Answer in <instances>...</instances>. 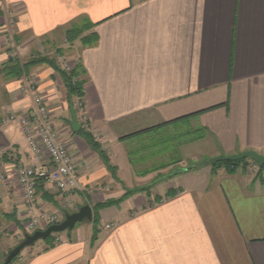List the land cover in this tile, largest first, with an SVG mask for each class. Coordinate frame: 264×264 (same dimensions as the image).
<instances>
[{"label": "crops", "instance_id": "1", "mask_svg": "<svg viewBox=\"0 0 264 264\" xmlns=\"http://www.w3.org/2000/svg\"><path fill=\"white\" fill-rule=\"evenodd\" d=\"M10 15L20 58L56 45L58 53H75L89 109L87 131L78 115L81 129L99 134L115 171L81 129L72 130L69 90L58 74L46 64L31 66L28 76L39 78L52 120L72 144L81 183L70 194L40 183L36 212H59L60 200L76 194L92 195L94 204L123 195L126 186L153 185L100 210L98 224L82 221L59 233V243L56 235L40 239L22 254V264H264V177L211 166L218 156L264 155V0H0V264L20 242L26 215L11 154L28 166L48 161L45 153L34 154L18 120L6 118L33 102L19 91L28 76L9 81L1 72L11 55ZM73 28L82 34L69 41ZM175 124L199 133L179 144L172 163L188 164L187 146L197 161L209 160L158 184L163 179L151 165L166 154L138 149L144 157L135 166L129 151L136 139Z\"/></svg>", "mask_w": 264, "mask_h": 264}, {"label": "rangeland", "instance_id": "2", "mask_svg": "<svg viewBox=\"0 0 264 264\" xmlns=\"http://www.w3.org/2000/svg\"><path fill=\"white\" fill-rule=\"evenodd\" d=\"M9 19L10 18H8V20H7V26L5 28V33L8 34L7 44L6 45H8V49H9L8 52L11 54L10 57H9V59L12 58L15 61H18L20 64L26 65V63H28L32 58H39V57L40 58L47 57V58H50V59L52 58L55 61V64L53 66L50 65L47 62L46 63L45 62H43V63L41 62V63H38V64H40V65L46 64L49 67H51L53 69V72L56 73V76L58 74L57 77L62 80L63 86L66 87L64 78L62 76V72L63 71L64 72H71L75 67H77L78 61H77V58L75 57V53L67 52V51L63 53L62 51H60V53H61L60 54L55 49L57 47V45H56V47L53 50H51V51H47V50H44V51H41V52L40 51H37V52H34L31 55H28L27 57L25 56L23 58L22 57L20 58V48L19 47L21 46L20 45L21 42L18 40L17 35H16L18 29H17L16 32L15 31H13V32L10 31V27H9V24H8L9 23ZM38 64H33L32 66H35V65H38ZM55 65H57L58 68H57V66L54 67ZM23 76H28L27 71H24V74L21 77H23ZM56 76L55 75H52V78L53 77L56 78ZM21 77H19V78H8V80L9 81L19 80V79H21ZM26 79H25V81L23 80L19 84V86H20V88H19L20 93H22V94L24 93L26 95L28 94V96H30V97L34 96V94L40 95V97L42 98V100L47 105V115L49 116V119H50L51 123L54 125V128H56L58 130V132L60 133V136L62 137V140L66 142L67 146L71 150V146H72L71 142L68 141V140H66L65 138H63V136H64V134L62 133L63 131H61V129H59V128L56 127L54 121L52 120V109L49 106L48 102L46 101L47 100L46 99V96H44V94L41 93L39 91V89H38V87H39L38 86V79L39 78H37V76L29 75L28 78H26ZM31 82H33L32 84H34L36 86V88H34L32 86ZM66 89H67V87H66ZM83 96L82 97H79V96L77 97L78 101L76 103V111H77L78 115L80 116V118L82 119V122L84 123V125L85 124L87 125L88 124L87 121H89L88 120L89 119V109L86 107V103H85V100H83ZM0 97H2V91H0ZM32 107L33 108L35 107L34 102H32L31 107L29 109L25 110V112L26 111H30V109ZM13 113L16 116H18L15 112H12L11 114H13ZM11 114L9 113L8 115H11ZM88 128L89 127L85 128V130L87 131ZM179 131H183L182 134H181L180 140H175V139H171L170 138V135L168 133H173L174 136L178 138L177 132H179ZM192 131H193V129L190 128V127H188V126L186 127V126H184L182 124H175V125L171 126V129L170 130H165V131L159 133V136H157L156 138H152V137H149V138L148 137H142V138L136 139L135 144H136V149H139L138 152H141L142 149H143V151L145 153H146V150H148V151H152V153H154V152H160L163 155L166 154V156H164V158L162 156L155 157V158H157L158 163L156 165H151V167L156 168L158 170V172L156 174V179L157 178H159L158 180L163 179L162 181H158L156 183L159 184L161 182H165V181H167L169 179L175 178V176L180 173V171H177L178 169H181V168L184 169V167H187V166H195L196 167V166H199V165H201L203 163H208V160L209 159H208L207 155H203L201 157L202 159L197 161V159H196L197 152L195 151V149H192V147H190V146H187V149L185 150V152H187L188 155L190 156L189 157L190 159L188 160V164L186 163V164H182V165H177V163H172L174 161V158H176V152L179 151L178 150L180 148V145L179 144L181 142H184L185 140H186L185 141V144H190V143H192V141H194V139H191V138L196 134V132L194 133ZM97 136H99V134L97 132L95 133V135L93 134V138L96 141H98V143H100V140H97L96 139ZM154 142L156 144H155V146H152V145H154ZM100 144H101V147L104 148L103 145H102V143H100ZM104 150H106V149L104 148ZM146 158H147V156H146ZM246 159H249V164L240 165L234 171H230L231 169L227 165H220V166H214L213 167V164L215 162L214 163L212 162L211 166H212V169L214 171L215 170H219L221 168H225V170H227L229 172H232V173L235 172V171H238L240 169H244L246 172H249L253 176H257V177L263 178L264 177V171H262L261 167L258 166L260 164L257 163V162H255V161H253L250 158H246ZM161 160H166V161L160 162ZM256 164H258V165H256ZM147 166H150V164L149 165L147 164ZM152 170H150V172ZM141 174H143V173H141ZM164 178L166 180H164ZM155 180L153 181V183L155 182ZM138 184L139 183L135 184L134 187H127L126 186L125 193L123 195H120L118 197H109V198H106L105 200L99 201L97 203L106 202L108 200H120V202H118L117 204H113V205H120L122 202H125L128 198H130L133 194H136V193H139V192H143L145 189H147L149 192H151V189H152V186H153L152 183L148 187H147L146 184H145L146 185L145 187L143 185L140 186ZM21 190H22V187H21ZM128 191L130 193L129 196L126 195V193ZM58 192H60V191H58ZM94 192L96 193L97 191H94ZM70 193H68V194H70ZM22 195H23V191H22ZM91 196L92 195H88V197H83L82 198V197H80L79 195L76 194L74 198H71L69 200L67 198L64 199V200L63 199L60 200L59 212H56L55 213V212L41 211V212L38 213L35 210V213H36L35 216H43V214H45V215H51V216L54 217V220H55L54 222H58L59 223V222H61L62 220L65 219V216H66L67 213H72L74 211H77L82 206H84L86 204L91 203L92 204V207L94 208V206L97 203H94V204L92 203ZM161 198H162V196H161ZM113 205H111V206H113ZM111 206H109V207H111ZM106 208H108V207H106ZM36 209H37V207H36ZM94 214H95V211H94ZM32 217L33 216H31V215H23L22 217H20V222H21V228L22 229H21V232L17 235V240L18 241L22 242L24 240L25 234H30L29 231H27L26 225H27V223L29 221H31V218ZM99 218H100V216H99ZM84 221H89V220H84ZM61 233H67V232L64 231V232H60V234ZM54 235L59 236V233H53L49 238H52ZM30 247L31 246L25 248L17 256V258L12 261L11 264H22L23 261H24V256H22V254L23 253H26L27 252V249H29ZM23 255H25V254H23Z\"/></svg>", "mask_w": 264, "mask_h": 264}, {"label": "built area", "instance_id": "3", "mask_svg": "<svg viewBox=\"0 0 264 264\" xmlns=\"http://www.w3.org/2000/svg\"><path fill=\"white\" fill-rule=\"evenodd\" d=\"M9 18L8 24L10 31L13 32L15 31L16 18L14 15H10ZM32 86L36 88L34 84ZM32 100L35 107H32L30 111L17 114L18 116L13 113L6 117L7 121L18 120L34 154L42 155L45 153L44 156H47L48 159L46 165L28 166L18 162L14 152L11 154V160L16 162L13 167L16 169L18 181L22 187L26 215L33 216L26 225L30 234L58 223L54 222V217L51 215L35 216L37 207L36 193L40 183H50L57 191L62 193L73 192L80 189L81 185L78 176V161L74 158L72 150L69 149L66 142L62 140L58 130L51 123L47 115L46 103L38 94H34ZM2 162L3 153L0 152V164ZM258 166L264 171V166ZM112 226V224H108L107 228ZM54 241V243H59L61 241L60 236H56Z\"/></svg>", "mask_w": 264, "mask_h": 264}, {"label": "trees", "instance_id": "4", "mask_svg": "<svg viewBox=\"0 0 264 264\" xmlns=\"http://www.w3.org/2000/svg\"><path fill=\"white\" fill-rule=\"evenodd\" d=\"M82 34V30L79 28H73L67 31V38L69 41H74L77 38L80 37V35ZM43 63V62H47L50 65H54L55 61L51 58H32L28 63H26V65H22L20 64L18 61H15L14 59L10 58L2 67L1 72L4 75V77L8 78H19L24 74V71L28 70V68L30 66H32L33 64H38V63ZM57 65H55L54 67H56ZM58 68V66H57ZM62 76L64 78L65 84L67 89L72 93L73 97H82L84 95V81L81 79L82 77V70L80 65L78 64L77 67H75L71 72H62ZM187 127V125H186ZM189 127V126H188ZM155 128V127H154ZM154 128H150V129H145L139 133H134L131 135H127V138H131L136 136L137 134H143L146 132H149L151 130H154ZM79 132L84 133L86 136V139L88 140V142L90 143V145L92 146L93 149H95L96 151H98V153L103 157V159L108 163V166L110 167L111 171L114 173V167L112 166V164L109 162V158L105 152V150L101 147V144L98 143V141H96L93 136L89 133H87L86 131H84L83 129H81ZM189 132V131H188ZM191 132V131H190ZM192 132H196L197 134L199 133V130L197 131H192ZM173 134V133H172ZM174 135V134H173ZM172 135V136H173ZM178 135V139H180L181 134H179L177 132ZM172 136H170V138L172 139ZM203 134H200V137H203ZM125 137V138H126ZM152 138H156V134H153L150 136ZM149 138V137H148ZM177 137H175V140ZM155 142L154 145L155 146ZM135 149V150H134ZM132 148V150L129 151L130 154V159L132 161V163L136 166L138 163H140L143 159L144 156H139V154L137 153L136 148ZM157 153V152H155ZM214 163V162H213ZM249 164V159H242V160H238V161H215V163L213 164L214 166H220V165H227L228 167H230V171H234L235 169H237L240 165H246ZM127 196L130 195L129 191L126 193ZM118 202H120V200H108L106 202H100L97 203L94 206V222H96L97 224L100 221L99 218V211L109 207L113 204H117ZM50 237V236H49ZM48 237V238H49ZM17 258V256L14 258V260ZM12 263V262H11ZM10 263V264H11Z\"/></svg>", "mask_w": 264, "mask_h": 264}, {"label": "water", "instance_id": "5", "mask_svg": "<svg viewBox=\"0 0 264 264\" xmlns=\"http://www.w3.org/2000/svg\"><path fill=\"white\" fill-rule=\"evenodd\" d=\"M69 110L72 116L71 127L72 130L78 132L81 129V124L79 122L78 113L75 108L72 93L69 91ZM250 158L253 161L264 166V155H261L255 151H244L242 153L218 156L211 160L215 161H238L242 159ZM94 217L93 209L91 205L86 204L82 206L79 210L72 213H67L65 219L59 223L52 224L44 230H38L31 234H25L24 240L20 242L15 248H13L7 255L5 261L2 264H10L16 256H18L25 248L32 246L40 239H46L53 233H60L64 231H70L75 228V226L84 221L92 220Z\"/></svg>", "mask_w": 264, "mask_h": 264}]
</instances>
